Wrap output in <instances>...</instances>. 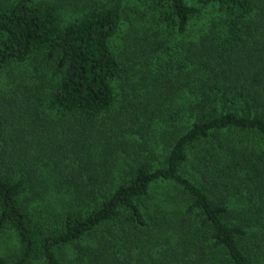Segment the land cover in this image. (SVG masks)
<instances>
[{
  "label": "trees",
  "instance_id": "obj_1",
  "mask_svg": "<svg viewBox=\"0 0 264 264\" xmlns=\"http://www.w3.org/2000/svg\"><path fill=\"white\" fill-rule=\"evenodd\" d=\"M141 1L0 0V264H264V0Z\"/></svg>",
  "mask_w": 264,
  "mask_h": 264
},
{
  "label": "rangeland",
  "instance_id": "obj_2",
  "mask_svg": "<svg viewBox=\"0 0 264 264\" xmlns=\"http://www.w3.org/2000/svg\"><path fill=\"white\" fill-rule=\"evenodd\" d=\"M46 1H51V2L61 1L62 3V0H36L38 4L39 3L41 4ZM142 3L143 1L141 0H121V4L123 5V7H125L126 9L128 8L129 10L130 9H135V10L141 9L142 10L143 8ZM61 9H62L61 13H62L64 20H71L77 17L81 13L80 9L76 8L74 5L72 6L69 5L68 2L66 3V6H64V8H61ZM135 10H134V14H136ZM123 27H125V25ZM124 29L125 28L122 29V32ZM117 41L119 44H122V36H121V39L119 36ZM132 64H134V62ZM33 70L36 71V67H35V62L32 61V59H30L29 61L25 63L14 64L12 66L4 68L3 70H0V91L5 92V93L8 92L13 87V85H15V83H18L21 80H26L27 82H29V79L25 77H29L30 73H32ZM126 80H127V85H128V83L130 82V79H129V76L127 75H126ZM124 81H125L124 78L121 77V79H119L115 85V90L117 93L118 101L121 100L120 104L128 103L129 101V95H125L124 97V93L125 91H129L130 88L129 86L126 87L125 85H123ZM126 94L128 93L126 92ZM130 107H132V105H130ZM137 138H138L139 144H141L140 146L142 149L140 148L141 152L140 151L136 152L138 153L136 154V156H138L139 154H143L144 156L148 155L155 162L157 161L158 157L160 158L162 156L164 152V148L162 144L153 145L151 147L152 150H148V148L147 150L145 149L146 142L148 143V145L155 144V139L153 137L151 138V140H150V136H144V137L138 136ZM134 158H135V155H129L128 153H125V151L123 150L118 151V155H115V157L113 158L115 159V162H114V165H112L113 170H111L112 172L110 174L113 176V180H115L114 176L118 177L117 175L123 172L124 173L121 176H124L125 172L132 169ZM111 164L112 163L110 159L109 166H108L110 169H111ZM186 170L191 172V170L189 169H186ZM6 235H10V234H6ZM11 235L13 234L11 233ZM0 247L1 248L3 247L5 249L4 252L9 255L15 254V249H16L15 243L13 239L9 236H2L0 238ZM59 256L63 264H77L74 259L76 256V250L72 246H66L63 249H61L59 251Z\"/></svg>",
  "mask_w": 264,
  "mask_h": 264
}]
</instances>
